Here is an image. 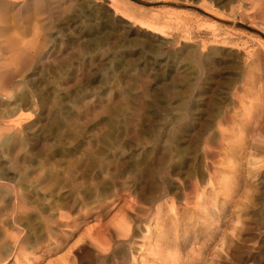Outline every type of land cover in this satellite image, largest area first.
<instances>
[{"label":"rangeland","instance_id":"rangeland-1","mask_svg":"<svg viewBox=\"0 0 264 264\" xmlns=\"http://www.w3.org/2000/svg\"><path fill=\"white\" fill-rule=\"evenodd\" d=\"M114 1L0 0V56L5 34L40 35L12 92L30 96L14 128L30 139L0 148V264H264V165L249 166L264 158V65L249 63L264 51V0ZM89 9L105 14L101 33ZM39 76L55 87L46 100L24 88ZM209 174L233 191H211Z\"/></svg>","mask_w":264,"mask_h":264},{"label":"bare ground","instance_id":"bare-ground-1","mask_svg":"<svg viewBox=\"0 0 264 264\" xmlns=\"http://www.w3.org/2000/svg\"><path fill=\"white\" fill-rule=\"evenodd\" d=\"M74 1H76V0H74ZM105 7L108 8V9L117 10V8H116L117 7V4H116V2L114 0H108V4H106ZM86 13H87L86 17L91 20V26L95 29L94 31L96 33H99V32L101 33L102 32V30L104 29V27H103L104 24L106 26L108 25L106 23L107 22L106 21L107 19H106V16H105L104 13L103 14H98V13H95L92 9L87 10ZM74 14H75L74 15L75 17L67 18L64 21V23L61 25V26H64V27H61L60 26L61 27L59 29L60 31L61 30L63 31L64 28L65 29L69 28L70 26H72L73 24H76V22H78V21L81 20V17H79L78 15H76V13H74ZM119 19H121L123 21H129L128 15L125 14V13L120 14L119 15ZM10 20H11V18L8 15H2L1 14V16H0V23L1 24L3 23V25L5 24L7 26V29L9 28V25L11 24ZM32 26H34V25H32ZM137 26H139V28H142L146 32H148L149 34H151L153 38L154 37L155 38L162 37L161 36V33L159 32V30L157 28H155L154 26H152V25H148L146 27L145 26L143 27L141 25H137ZM3 28L5 29V27H3ZM33 29H35L34 30L35 31L34 38L30 39L27 42L26 41L23 42L22 45H19V42L16 41L15 39H12V38L9 39L6 36V34H5L4 39H2V40L6 41L8 43V46L5 44V48L8 49L9 55L7 56L4 53L3 55L1 54V56H0V97L1 98L8 97V99H11L12 97H15V100L14 101L16 103L18 101L21 103V105L19 104V106H17L16 109L6 110V108H5V109H2V111L0 110L1 111L0 112V117L2 118V117H5L6 116L5 118H7V120H4V122H3V124L5 123L4 126L2 125L3 126V129L0 127V148L3 150V152H7L8 154L13 153L15 151V149H17L19 146H22L23 144H27V140L29 138V137H26V136L25 137L24 136L22 137L21 136V133L19 132L20 133V135H19V133H17L18 131L15 132L14 128L15 127L19 128L20 121L23 118H26L29 115V111L28 110H24V106H27V104L29 103L28 97H30V96L28 95L27 92H24V91L23 92H20L19 94L17 93L16 96H13L12 95V92H14V87H16V85H15V83H16L15 82L16 81L15 80L16 77H21L22 76V75L21 76L19 75V73L21 72L20 70H22V72L28 70L29 68L32 67V64H34L36 62V60H37V54L39 52V37H40V35H37L36 34V30L38 29L37 27L34 26ZM17 30H19V29H17ZM78 32H79V34L83 33V32H81V29L80 28H79ZM61 35H63V34H61ZM230 42L231 41H229L228 39L225 40L223 42L224 43V46H227L228 44H231ZM2 46H3V44H2ZM259 49H261V47ZM261 51H259V50L256 51L255 50L253 52V54H252L253 60L251 62H249L250 63V66H252V67L254 66V67H257L258 68V66H260V64L261 65H264V51H263V49H261ZM147 62H149V61H147ZM151 63L153 64V67L152 68H155L154 66H157L159 68L160 67H163V65H161L157 61H153ZM59 64H61V63H59ZM168 66L169 65L167 63V66H166L167 70L170 69V66L169 67ZM61 67H62V65L60 66V68ZM173 67H175V64L173 65ZM58 75H59V73H56V71H53L51 73V78L56 81V77ZM263 75H264V70H263ZM31 81H32V83H31V87L32 88L29 87L30 86L29 85L30 82L28 80L26 82H24V84L26 86V87L24 86V88H26L28 90H31V93H33V86H35L37 88V91L39 93V96L41 97L42 100H46V96L50 92H52V89L55 88V87H53V85H51L52 82L49 81V77H41V76H39L38 78H35L34 80L32 79ZM56 83L57 82H55V84ZM64 99H65L64 97H60V99L58 98L59 103H62ZM27 101H28V103H27ZM218 129L221 131L220 133H222V130H221L222 129V126H221L220 123H218ZM1 130L2 131L4 130L3 131L4 133H2ZM11 130L12 131L14 130V132L17 133L18 135L17 134L16 135L13 134L12 136H9L7 134V132L8 133H11ZM224 131L226 132V129H224ZM228 133H229V131H228ZM5 134H7L8 136H5ZM40 134H39V129H36L30 135L33 136V137L39 138ZM220 136H223V134L220 135ZM237 145H240V144H237ZM205 148L207 149L208 147H205ZM236 149L238 150V148H236ZM240 149L238 150V152H242V151H240ZM260 149L261 150L259 151L258 154H260V152L264 153V149L263 148H260ZM245 150H247V149H245ZM257 165H264V158L263 157L260 156V158L258 160H256L255 163L254 162L253 163H249V166H257ZM18 173H19L18 175L24 177V172H18ZM5 175H7V173H5V171H3L1 169V167H0V180L9 179V178H5ZM20 180H22V179H20ZM23 181H24V179H23ZM225 183L224 182H220V183H218V184L215 185L213 183L212 176H210V174H209V179H208L207 184L209 185V189L211 191L213 190V191H215V193L221 194V195H225V196L228 195L229 193H231V190L232 189L229 188L228 186L226 187V185H224ZM195 184H196V182H195ZM195 189L198 190V187H195ZM1 192L2 191L0 190V199H3L5 197V195L3 193H1ZM13 192H14V190L12 191V193ZM14 193L16 194V192H14ZM17 196H18V194H17ZM170 206L171 207H174V203L171 202V205ZM149 226H150V224L148 226H146V228H145L146 231H148ZM120 230L122 232V236H124V237H127L128 236L129 226L127 224L122 225V227H121ZM107 239L108 238H107V236L105 234H102V233L101 234H98L96 236V238L94 239V241H95V243H94L95 248L98 249L99 251L100 250L101 251L105 250V246L109 245V243H110V241H107Z\"/></svg>","mask_w":264,"mask_h":264}]
</instances>
